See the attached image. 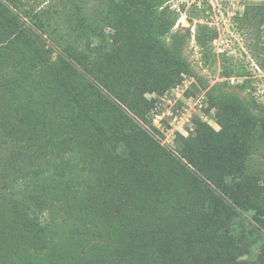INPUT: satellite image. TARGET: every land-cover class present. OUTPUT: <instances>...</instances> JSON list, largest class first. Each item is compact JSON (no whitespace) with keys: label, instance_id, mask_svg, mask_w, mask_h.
I'll return each mask as SVG.
<instances>
[{"label":"trees","instance_id":"trees-1","mask_svg":"<svg viewBox=\"0 0 264 264\" xmlns=\"http://www.w3.org/2000/svg\"><path fill=\"white\" fill-rule=\"evenodd\" d=\"M167 1L104 0L98 22L114 30V41L105 45L101 33L86 28L77 10H66L63 18V12L50 6L37 9L32 0H0V67L5 70L0 81L6 79L0 82V92L7 90L13 74L19 75L24 100H33V90L27 87L34 78L43 90L33 100L32 111L20 110L12 117L5 112L10 110L7 92L0 93L3 135L21 142L24 149L35 148L39 158L34 168L18 163L1 174L0 191L12 197L8 190L22 184L26 191L32 185L35 191L26 195L35 205L32 213L58 202L66 217L72 213L83 222L118 231L133 253L154 255L161 264H264L260 230L251 225L236 234L227 231L233 216L245 214L264 231V167L254 163L264 149V116L254 115L243 98L216 94L214 86L210 100L221 109L226 123L234 125L230 126L232 148L222 151L202 140L181 152L177 161L151 143L137 121H146L148 102L142 98L145 92L157 91L158 78L170 83L167 86L179 83L178 74H170L166 66L172 62L175 68L188 69L174 47L162 44L157 46L160 55L146 51L129 63L120 50L129 45L128 25L141 11L149 14L155 39L158 8ZM90 34L99 37V45H91ZM223 71L226 75L227 69ZM225 103L236 111L229 113ZM103 134L127 147L128 161L121 163L117 176L102 161H89L84 143L100 140ZM156 152L164 156L163 163L155 158ZM65 156H76L83 169L99 179L86 195L66 188ZM23 176L26 182L20 181ZM166 206L173 211L171 223L166 218V226L157 227L147 215ZM20 213L0 226V261L42 264L41 251L35 247L23 255L12 252L18 234L35 241L41 232L40 228L34 232L33 222H20ZM253 243L259 252L242 260Z\"/></svg>","mask_w":264,"mask_h":264},{"label":"rangeland","instance_id":"rangeland-1","mask_svg":"<svg viewBox=\"0 0 264 264\" xmlns=\"http://www.w3.org/2000/svg\"><path fill=\"white\" fill-rule=\"evenodd\" d=\"M32 2L37 9L50 6L63 12V18L66 10H77L85 27L94 28L101 33L105 45H111L114 41V30L98 22L99 6L103 5L104 0ZM158 12L160 18L155 39L150 34L151 18L146 11H141L128 25L131 37L129 45L121 46L120 50L126 54L129 63L146 51L160 55L162 51L157 46L162 44L174 47L178 58L186 62L188 69L184 71L175 68L176 64L173 66L172 62L166 66L167 69L170 68V74H178L179 83L167 86L170 83L158 78L157 91L144 93L142 99L148 102V111L146 121L137 120L140 127L151 143L158 149L172 153L176 161L181 152L186 153L192 144L199 145L202 140L209 141L222 151L231 149L234 138L230 126L234 125L226 123L221 109L209 97L212 95L211 89L217 86L214 90L216 94L227 93L243 98L252 107L254 115L264 116V0H168L158 8ZM63 22L65 23V19ZM88 38L92 46L100 44L99 37L95 34L88 35ZM224 68L227 69L226 75ZM4 71L0 67V73ZM18 76L13 74L7 90L0 92H7L10 110L5 112H10V117L20 110L32 111L33 100L43 92L34 78L35 82L30 81V87H27L28 90H33V100H24L25 94L21 93L24 87L21 83L17 84ZM2 81L4 83L6 79L0 82ZM62 98L65 100L63 95ZM225 106L229 113L236 111L231 103H225ZM3 128L0 121V177L18 163H26L28 167L34 168V163L39 159L35 157V148H22L21 142L16 143L9 135H3ZM84 146L88 148L89 161H102L116 176L121 163L128 161L125 143L113 141L107 134H103L100 140H88ZM150 147L151 144L148 143V148ZM153 150L152 153L155 151ZM158 154L156 152L155 158L163 163L164 156ZM65 157L68 165L64 168L63 177L66 188H72L80 196H84L89 186L100 183L99 179L90 176L89 169H83L76 156ZM180 161L185 163L182 159ZM254 163L260 165V168L264 167V149L254 159ZM174 165L177 167L175 163ZM261 176L264 179V172ZM26 180V176L20 179L23 182ZM260 184L262 181L258 182V186ZM1 185L0 181V187ZM31 190L35 191L32 185L25 191L24 185L20 184L12 191L8 190L12 192V197L3 195L0 191V226H5L8 224L7 220L29 208L32 210L20 213V222H33L34 232H37V228L41 230L35 241H30L25 234H22L23 237L18 234L11 247L15 256L26 254L29 249L32 252V246L41 251L42 264H96L97 260L101 264H161L154 255L143 251L133 253L118 231H109L99 223L83 222L72 213V216L66 217L58 202L41 212L36 209L35 214L32 213L35 205L26 196ZM6 213L9 215L6 216ZM172 213L166 206L147 216L160 227L166 226V218L171 223ZM251 225L264 235L263 228L250 214L233 216L227 231L236 234L242 226ZM253 244L251 252L245 254L242 260L248 261V258L255 257L259 252L257 243ZM87 250L91 253H85ZM0 264L11 263L0 261Z\"/></svg>","mask_w":264,"mask_h":264}]
</instances>
